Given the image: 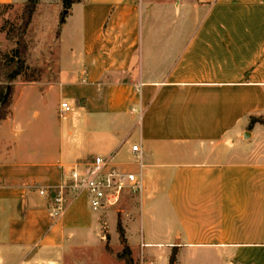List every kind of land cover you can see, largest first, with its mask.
Returning <instances> with one entry per match:
<instances>
[{"label": "crops", "instance_id": "0c3cea01", "mask_svg": "<svg viewBox=\"0 0 264 264\" xmlns=\"http://www.w3.org/2000/svg\"><path fill=\"white\" fill-rule=\"evenodd\" d=\"M77 7L80 43L64 48ZM63 9L40 0L28 34L56 27L42 51ZM59 41L57 72L18 78L0 123V264H60L75 239L102 238L104 212L80 195L55 218L54 191L94 156L138 172L135 145L132 251L130 234L166 264L174 247L177 264H264V126L249 128L264 118V0H80Z\"/></svg>", "mask_w": 264, "mask_h": 264}, {"label": "rangeland", "instance_id": "374dc122", "mask_svg": "<svg viewBox=\"0 0 264 264\" xmlns=\"http://www.w3.org/2000/svg\"><path fill=\"white\" fill-rule=\"evenodd\" d=\"M23 6H12V7H0V35L2 37L3 49L1 55L8 53L11 48L15 46L14 42H11L7 37V31L11 28L12 25L19 23L21 19V13ZM61 17L59 19V22ZM39 18L35 19V27L38 26ZM46 31V36L42 38L39 36V33H36V30L32 28L31 32L27 33V42L29 44V58L28 65L29 75L36 77L40 74L45 73H54L58 70V45L59 39L51 41L50 50L42 51V43L49 44V40L52 39L55 32V25L52 24L51 33H49V22L46 21L42 23ZM81 26V10L79 7L75 9V19L72 21L67 32L63 35V47L70 45L78 46L80 43L79 40V30ZM42 54V56H41ZM0 55V58H1ZM66 61V66L69 65V61ZM65 66V65H64ZM65 66V67H66ZM22 79V78H21ZM18 80V79H17ZM132 194L126 193L122 203L114 208L104 212L102 214V227H101V236L88 234L82 239L74 240V247L67 257L60 264H126L123 260H119L117 255L122 253V245L117 237V224L120 220L125 233L127 234L126 227L122 222L123 217L130 216L133 210H137L140 207L139 200L135 199ZM79 201L85 206V208L93 215V211L90 209L89 201L86 195H83L79 198ZM114 222V223H113ZM114 235V237H113ZM107 236L109 238H107ZM130 243L133 246H136L137 243L139 246L133 248L132 257L134 264H166L167 255L165 252H156L155 258L146 256L142 251V246L140 245V235L137 238L136 236L130 234ZM108 246V248H107ZM145 252H148V249L145 248Z\"/></svg>", "mask_w": 264, "mask_h": 264}, {"label": "built area", "instance_id": "2783aa9c", "mask_svg": "<svg viewBox=\"0 0 264 264\" xmlns=\"http://www.w3.org/2000/svg\"><path fill=\"white\" fill-rule=\"evenodd\" d=\"M62 113L70 111L68 103L61 104ZM132 153L138 172L121 169L114 164L111 156H94L74 165L70 170L67 183L54 191L53 215L58 218L80 195H86L90 209L94 213L105 212L118 207L125 198L126 193L140 198L145 190L144 163L142 149L139 145L132 147ZM41 191V194H45ZM143 247V245H142Z\"/></svg>", "mask_w": 264, "mask_h": 264}, {"label": "trees", "instance_id": "16d2710c", "mask_svg": "<svg viewBox=\"0 0 264 264\" xmlns=\"http://www.w3.org/2000/svg\"><path fill=\"white\" fill-rule=\"evenodd\" d=\"M63 4V13L62 19L60 21V25L58 27L56 38L59 39L61 35V24L65 22V18L70 13L73 5L79 3L80 0H61ZM40 0H28L23 5V10L21 13V19L18 24L12 25L11 28L7 31V37L11 42L15 43L14 48L1 55L0 58V123L6 120L10 113V105L12 101L13 95V86L12 84L16 82L18 78L24 79L26 82H31L33 80V76L29 75V44L27 42V33L29 27L32 23L34 14L36 13ZM10 4H0V7H12ZM1 29L0 31H3ZM11 88V91L8 96L7 91L8 88ZM256 123H260L264 126V118L252 117L250 121L249 128L252 129ZM117 231L119 234L120 243L122 245V253L117 255L119 260H123L126 264H134V260L132 257V250L128 244V240L126 238L125 229L121 221H118ZM107 238H109L107 236ZM108 248V246H107ZM177 255L178 248L174 247L172 253L169 257L168 264H177Z\"/></svg>", "mask_w": 264, "mask_h": 264}, {"label": "water", "instance_id": "95a60500", "mask_svg": "<svg viewBox=\"0 0 264 264\" xmlns=\"http://www.w3.org/2000/svg\"><path fill=\"white\" fill-rule=\"evenodd\" d=\"M10 91H11V88L9 87V88H8V91H7V95H6V96H8V95H9Z\"/></svg>", "mask_w": 264, "mask_h": 264}]
</instances>
